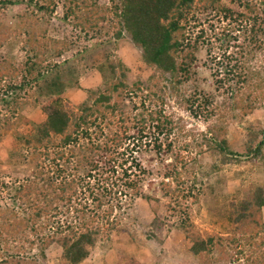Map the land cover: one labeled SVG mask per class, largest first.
Here are the masks:
<instances>
[{
  "label": "trees",
  "instance_id": "16d2710c",
  "mask_svg": "<svg viewBox=\"0 0 264 264\" xmlns=\"http://www.w3.org/2000/svg\"><path fill=\"white\" fill-rule=\"evenodd\" d=\"M60 5L58 22L78 33L81 46L51 37ZM14 7L24 11L13 27L0 15V48L21 43L24 59L0 57V140L14 135L8 161L33 165L34 172L7 185L13 206L0 209V239L18 240L22 249L28 243L39 255L21 257L12 248L2 255L0 248V264H44L37 257L45 261L55 245L64 264H82L100 241L120 235L136 246L154 242L165 254L173 231L185 236L197 264H264V184H253L243 200L228 205L226 234L200 231L193 215L212 174L245 163L264 171V128H247L244 154L232 149L223 123L179 146L175 137L187 127L169 104L193 80L195 95L181 103L195 119L219 116L222 109L243 118L258 109L264 73L249 64L264 54V0H0L3 10ZM127 41L140 52L138 70L148 67V83L131 82L129 67L109 56L93 74L100 84L81 87L76 62ZM204 49V67L217 70L210 88L196 68ZM70 90L85 94L76 110L65 97ZM29 105L46 121L23 134ZM145 154L161 166L160 196L144 190L153 174L140 162ZM205 154L216 160L206 172L200 165ZM146 205L148 218L142 216Z\"/></svg>",
  "mask_w": 264,
  "mask_h": 264
},
{
  "label": "rangeland",
  "instance_id": "374dc122",
  "mask_svg": "<svg viewBox=\"0 0 264 264\" xmlns=\"http://www.w3.org/2000/svg\"><path fill=\"white\" fill-rule=\"evenodd\" d=\"M100 1L104 2L106 0ZM3 9L4 8H0V15L11 27L15 24L16 16L24 11V8L22 7ZM62 16L63 10L60 5L56 12V17L52 22L50 31L51 37H59L60 39L66 38L70 41L76 42V45L81 46L82 40H79L78 33L72 28H63L58 22V19ZM197 29L199 30L195 32L196 34L200 31V28ZM203 29L207 30V25H205ZM219 30L220 26H218L216 33H218ZM216 48L217 51L215 52V55L221 56L218 44H216ZM139 54L140 52L133 47L130 41L125 42L118 48L109 46L105 49L96 51L80 61V64L79 61L76 62L74 68H78L80 72L79 84L85 89L100 84L99 80H96L97 74L95 77L93 74L96 73V67L109 56L118 57L129 67L131 82L146 81V83H148L150 73L148 67L143 66L141 67L142 69L138 70V66L142 65V63L137 62ZM5 55L14 58L17 63L22 62L24 59L22 44L10 43L9 45L0 48V57ZM200 57L201 61L196 63V68L202 73V77L205 79L204 81L206 83H203L204 87L209 85L208 88H210L214 85L215 78L213 79L211 75L217 72L215 69L216 65L213 66L212 72L209 68L206 69L204 67V62H207V53L205 49L202 51ZM249 65L264 73V54H260L257 60L251 62ZM67 76L71 79L73 75L67 74ZM218 76L220 77L219 74ZM197 85L198 84L193 80L186 82L179 88L180 93L178 96L173 100L169 99V104L173 109L170 111H174L177 116H181L184 119V123L182 124H185L187 127L181 136L177 135L175 137L178 145H188L192 143L194 139L197 141L200 139V133L207 132L209 125L223 123L227 130L226 136L232 149L239 154H244L246 152L245 143L247 128L251 125H260L261 128H264V99H260V102L257 104L258 109L248 117L237 118L236 115L235 118L233 116L234 114L232 115L231 110L222 109L219 116L215 115L209 118L203 116L202 118L195 119L190 114L189 110H187V105L181 102L189 99L188 97L195 95ZM48 93L45 91L44 93L42 92V97L48 98L46 97ZM65 97L69 103V107L76 110L77 105L83 100L85 94L82 91L70 90L66 92ZM223 99H225V96H221L219 101H222ZM24 115L26 116L27 124L19 129V132L23 134H30L34 124L40 125L46 121V116L42 110L40 108H35L32 105H29L24 110ZM222 115H225V122H220ZM175 118L177 119V117ZM15 145V138L12 134L4 136L0 140V209L13 206L11 197L14 190L8 189L7 185L8 187H11L14 183H22L34 172L33 165L17 166L10 164L8 161L9 153L13 150ZM196 150L198 149L196 148ZM195 153L196 151L190 152V156L194 157ZM186 155L188 157V154ZM139 159L144 167L153 172L152 176L146 180L144 190L152 195L160 196L159 183L164 179V176L157 174L161 167L159 161L147 154L142 155ZM214 161L216 160L208 154L200 156V165L203 166L202 170L204 172L208 171ZM253 184H264V171L250 163H245L243 165H229L224 167L222 172L212 174L211 177L205 180V194L202 196L200 206L194 207L193 215L197 228L202 232L226 234V221L223 220L222 216L226 214L228 205L232 201L236 199L239 201L244 199L245 192ZM141 208L143 209L142 216L148 218V216L151 215L149 207L146 205ZM157 211L159 214L163 213L164 207L159 206ZM143 220L141 219L142 222ZM31 239L33 238L31 237ZM15 241L10 244H1L0 239L2 255L10 248H12V252L16 255L19 254L21 257L25 258H32L39 255V251L36 248L30 249L28 243L24 245L26 248L22 249V242L17 240L15 243ZM189 246L190 243L185 240V236L178 231H173L170 234V243L169 246H167L168 248L165 254L162 253L161 248L154 242H148L146 246H136V244L129 242L124 235H120L119 237H113L111 242L100 241L97 244L96 249L91 252L90 257L84 261L83 264H128L130 263L128 262L130 259L138 264H197L196 260L189 253ZM121 247L124 249V252L121 251ZM4 249L6 250L4 251ZM62 254V249L55 245L46 252L45 261H42L40 257L37 258L40 262H44V264H64ZM2 255H0V261L3 259ZM121 256L123 257L122 259Z\"/></svg>",
  "mask_w": 264,
  "mask_h": 264
},
{
  "label": "crops",
  "instance_id": "0c3cea01",
  "mask_svg": "<svg viewBox=\"0 0 264 264\" xmlns=\"http://www.w3.org/2000/svg\"><path fill=\"white\" fill-rule=\"evenodd\" d=\"M83 264V263H82Z\"/></svg>",
  "mask_w": 264,
  "mask_h": 264
}]
</instances>
